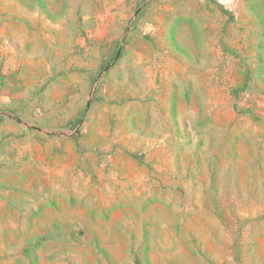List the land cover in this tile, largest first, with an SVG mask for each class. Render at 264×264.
I'll list each match as a JSON object with an SVG mask.
<instances>
[{
	"label": "rangeland",
	"instance_id": "374dc122",
	"mask_svg": "<svg viewBox=\"0 0 264 264\" xmlns=\"http://www.w3.org/2000/svg\"><path fill=\"white\" fill-rule=\"evenodd\" d=\"M0 128V264H264V0H0Z\"/></svg>",
	"mask_w": 264,
	"mask_h": 264
},
{
	"label": "crops",
	"instance_id": "0c3cea01",
	"mask_svg": "<svg viewBox=\"0 0 264 264\" xmlns=\"http://www.w3.org/2000/svg\"><path fill=\"white\" fill-rule=\"evenodd\" d=\"M3 127H8L10 130H12V129H19V126H18L17 123L9 122L8 120H6V122H5V124H4ZM2 129L3 128H0V135H2Z\"/></svg>",
	"mask_w": 264,
	"mask_h": 264
}]
</instances>
